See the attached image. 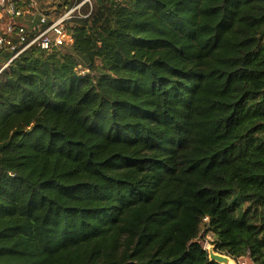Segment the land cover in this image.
I'll use <instances>...</instances> for the list:
<instances>
[{"label": "trees", "instance_id": "obj_1", "mask_svg": "<svg viewBox=\"0 0 264 264\" xmlns=\"http://www.w3.org/2000/svg\"><path fill=\"white\" fill-rule=\"evenodd\" d=\"M66 27L0 51V264H217L207 234L264 264V0H93Z\"/></svg>", "mask_w": 264, "mask_h": 264}, {"label": "built area", "instance_id": "obj_2", "mask_svg": "<svg viewBox=\"0 0 264 264\" xmlns=\"http://www.w3.org/2000/svg\"><path fill=\"white\" fill-rule=\"evenodd\" d=\"M38 1L40 0H26V2L24 0H0V51L14 52L12 58L2 66V69L31 47L52 50L71 43L66 24L74 17L86 18L93 6V0H74L73 5L66 8L59 17L49 18L39 10ZM84 7L88 9L87 14L82 12ZM26 14L39 17L38 31L33 35H29L25 27L17 22V19ZM204 220L206 221L207 218ZM239 264L246 263L239 262Z\"/></svg>", "mask_w": 264, "mask_h": 264}, {"label": "water", "instance_id": "obj_3", "mask_svg": "<svg viewBox=\"0 0 264 264\" xmlns=\"http://www.w3.org/2000/svg\"><path fill=\"white\" fill-rule=\"evenodd\" d=\"M207 253L209 260L217 264H232L233 262L232 258L216 252L213 245L207 250Z\"/></svg>", "mask_w": 264, "mask_h": 264}, {"label": "rangeland", "instance_id": "obj_4", "mask_svg": "<svg viewBox=\"0 0 264 264\" xmlns=\"http://www.w3.org/2000/svg\"><path fill=\"white\" fill-rule=\"evenodd\" d=\"M47 1H51V0H47ZM55 1V0H54ZM58 1V0H57ZM212 241V236L211 234H207L205 235L202 240H201V243H202V246L205 248V249H209L211 247L210 245V242ZM239 262H244L246 264H252L250 260L246 259V258H243V259H239V260H233L232 264H239Z\"/></svg>", "mask_w": 264, "mask_h": 264}]
</instances>
